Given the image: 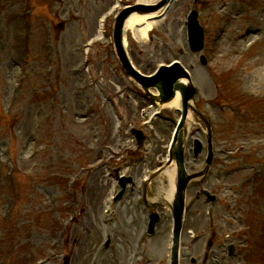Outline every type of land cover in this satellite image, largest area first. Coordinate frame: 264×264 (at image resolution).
<instances>
[{"label":"rangeland","instance_id":"1","mask_svg":"<svg viewBox=\"0 0 264 264\" xmlns=\"http://www.w3.org/2000/svg\"><path fill=\"white\" fill-rule=\"evenodd\" d=\"M137 1L115 7L117 0H0V264L169 263L173 212L154 208L160 220L148 234L152 209L145 195L160 203L153 194L169 186L167 175L155 171L166 161L180 113L164 108L143 123L151 100L123 71L110 40L117 9ZM193 8L204 31L202 51L188 40ZM165 15L144 41L126 31L129 55L146 73L178 59L198 88L196 107L215 128V163L204 185L218 187L219 202L196 200L197 183L188 187L192 226L181 264H264L258 230L264 225L258 173H264V0H173ZM196 120L192 115L186 143L189 170L205 159L193 154L196 138L206 142L205 125ZM132 127L143 128V145ZM122 174L134 184L111 203L109 194L119 190L112 189L120 179L114 175ZM103 181L109 186L100 194ZM99 213L102 231L110 230L106 218L114 221L109 240L96 236ZM87 217L95 222L83 224Z\"/></svg>","mask_w":264,"mask_h":264},{"label":"bare ground","instance_id":"2","mask_svg":"<svg viewBox=\"0 0 264 264\" xmlns=\"http://www.w3.org/2000/svg\"><path fill=\"white\" fill-rule=\"evenodd\" d=\"M140 1L141 2H146V3H149V4H156V2L159 1V0H140ZM160 1L162 2V1H166V0H160ZM157 7L158 6L155 5L153 9H157V10L151 12L150 14H141V12L133 13L128 18V20L126 22V27H125L126 31L127 32H131L132 35L134 36V38L136 40H138L139 42L146 40L147 37H149V35H150L151 31L153 30V28L156 26V24H158L159 21L166 16L164 14V16H162L163 18L162 17L159 18L160 15L163 13L165 7H163V8H157ZM170 64L173 65V63L171 61H170ZM187 79H188L187 77H184L182 79V81H183L182 86L183 87L185 86V84L187 82ZM175 93L177 94L175 96V98L173 100H170L168 98L169 100L166 101L167 104L164 107L165 108L169 107V108H172V109H176L179 112L181 110V103H182L181 99H182V97H181V93H180L179 89ZM190 109L192 111L195 110L194 106H190ZM154 110H156V109H154ZM154 110H153V112H154ZM184 120H186V118H184ZM191 120H192V114L189 113L188 116H187V123H189V121H191ZM196 123H197V120H196ZM181 130L183 132H185V131L189 132V126L188 125L187 126L183 125ZM176 133H182L180 131V128L177 129ZM200 138H201V136H200ZM163 173H165L167 175L168 179H169V186L167 188L157 187L156 192H155V194L153 196H156L157 198L164 199V200H170V197L173 196V192H174L175 186H176V167H175V165L166 164V167L163 168ZM191 177H192L193 180H196V181H198L200 179L199 174H192ZM149 180L151 181V178ZM108 183L103 181L97 186L98 187V191L100 192V194L103 193L105 191V189L109 186ZM91 193H93V192L91 191ZM90 197L92 199L95 198V196H93V195H91ZM132 210L133 209H131V208L125 207V211L126 212H131ZM101 215L102 214L99 213V218L97 219L96 224L94 226V227H96V236H98L100 234V232L102 234L105 233V230H106L105 229L106 227L104 225V231H102V224H101V220H100ZM139 218H140V216L138 214L135 217L134 221L137 222V220H139ZM93 220H94V217H90V218L87 217V219L85 221H83V224H88L90 222L94 223L95 221H93ZM123 220L129 221L128 216L124 217ZM186 220L187 221L185 222V229L188 226H192V223L189 220L188 216H187ZM123 224H125V223H123ZM185 234H186V232L184 233V231H183V233H181L180 237H179V245L181 246V248L180 247L178 248L177 247L178 245L176 246V244L174 242H172V241L170 242V245H172L171 246L172 249H179V251L181 253V255H179L180 262L182 261L181 259L183 258V256H182V251H183V247L182 246L184 244L183 243V241H184L183 239L185 237L186 238L189 237L188 234H186V235ZM133 258H134V255H133Z\"/></svg>","mask_w":264,"mask_h":264},{"label":"water","instance_id":"3","mask_svg":"<svg viewBox=\"0 0 264 264\" xmlns=\"http://www.w3.org/2000/svg\"><path fill=\"white\" fill-rule=\"evenodd\" d=\"M129 10H126L124 11L118 18V21H117V26H116V40L117 42L119 43L120 40H121V36H122V29H121V25H122V22L124 20V18L128 15L129 13ZM195 16V15H194ZM193 21H194V18H193ZM119 51L121 53V55L125 56L124 55V51L123 49L121 48V46L119 45ZM127 68L130 70V71H134L131 66L128 64L127 60L126 59H123ZM170 80V79H169ZM167 81V78H163V80H160V82L158 83V86L160 87V89L162 90V93L163 95L165 96L166 93H167V87L165 88V83ZM176 86H180L182 87L183 89V92H184V99L185 101L189 98V96L191 95V92L194 91V89H185L183 88V86L180 84V83H175V87ZM177 138H179V147H175L174 148V151L176 153V157L178 159V164H179V168H180V175H179V183H178V189H177V193H176V196H177V199H176V203H175V208L173 209L174 210V214H175V217H176V223H177V229H176V232L179 231V227L180 224H181V219H182V215H183V209H184V199H183V190H184V187H185V183H184V175H183V171H182V152H181V147H180V141H181V133H177ZM210 160V159H209ZM175 260H174V264H175Z\"/></svg>","mask_w":264,"mask_h":264}]
</instances>
